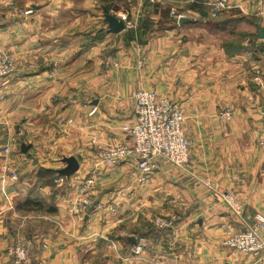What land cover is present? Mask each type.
Listing matches in <instances>:
<instances>
[{"label": "crops", "instance_id": "0c3cea01", "mask_svg": "<svg viewBox=\"0 0 264 264\" xmlns=\"http://www.w3.org/2000/svg\"><path fill=\"white\" fill-rule=\"evenodd\" d=\"M128 1V15L138 23L136 12L151 2L167 13L166 20H174L169 11L175 9L188 21L161 26L163 14L156 12L142 37L141 26L109 34L100 0H0V48L13 55L19 68L0 81V264H10L6 250L22 240L31 242V264H264V255L241 256L221 245L243 229L222 194L242 202L246 223L264 214V152L258 146L264 139V108L251 73L262 66L264 0H231L234 8L215 19L195 11L203 6L201 0ZM9 4L32 13L11 16ZM110 13L121 19L124 12ZM242 15L255 20V26L243 23L226 30L257 38L249 50L227 51L224 45L239 38L209 24ZM244 41L239 46L249 45ZM139 54L146 61L141 68ZM108 55L118 68L103 64ZM139 88L182 108L191 143L189 171L210 187L161 161L150 182L141 184L129 160L102 168L90 211L70 215L72 181L94 169L90 139L128 143L120 127L132 120V94ZM93 107L96 113L88 116ZM225 109L231 118L223 121L219 114ZM19 127L26 136L5 156L3 148L11 146ZM21 144L30 148L22 153ZM70 156L78 170L68 184L54 183L62 189L54 214L15 208L38 168L57 171ZM8 161L18 171L15 183L3 171ZM98 203L115 211H97ZM171 217L176 221L159 242L139 236L156 228L155 218ZM138 238L149 247L134 259L131 250Z\"/></svg>", "mask_w": 264, "mask_h": 264}, {"label": "built area", "instance_id": "2783aa9c", "mask_svg": "<svg viewBox=\"0 0 264 264\" xmlns=\"http://www.w3.org/2000/svg\"><path fill=\"white\" fill-rule=\"evenodd\" d=\"M153 0H149L151 2ZM155 1V0H154ZM152 3V2H151ZM204 7L208 10V15L215 19L217 15L234 8L231 0H206ZM11 14L28 16L32 10H20L16 6L9 4L7 7ZM144 6L136 12L135 18H142ZM125 30H136L137 19L131 18L127 12L121 14ZM169 16L176 22L185 18L184 14L175 9H170ZM246 39L244 45H248ZM139 68L146 64L145 58L139 54ZM262 66L253 67L252 82L256 85L264 108V51L261 54ZM106 67L118 68V61L112 56L103 59ZM17 66L13 55L7 50L0 49V81L13 76L17 71ZM54 76V72L50 73ZM132 120L124 123L120 131L126 136L128 143L102 142L98 138L92 137L89 141L90 154L93 158L94 169L90 175H80L76 177L70 187L73 197L68 199V212L72 216L87 214L92 207V196L96 181L101 176L102 168H115L126 161L132 160L137 173V181L141 184L150 182L151 177L159 168V161L169 165L175 170L186 174L189 171L191 143L185 133V115L182 108L170 99L160 97L154 90L143 88L137 89L132 94ZM71 104L73 101L71 100ZM75 103V102H74ZM97 108L89 110L88 116H93ZM219 117L226 121L231 118V111L223 110ZM26 130L19 127L15 130L11 138V146L3 148V154H11L12 146H19L20 141L25 138ZM259 148L264 152V139L258 142ZM3 171L9 180L15 183L19 179L18 171L11 162H6ZM195 181L204 187H210L209 183L202 181L197 176L191 174ZM58 185L68 184L67 179L59 177L54 181ZM222 201L226 204L230 214L239 220L243 229L230 233L222 240L221 245L233 253L246 257L260 258L264 255V214L256 213L253 219L246 223L243 218V204L239 199L229 192L221 195ZM97 211H115L112 205L104 206L97 204ZM45 220L50 221L49 217ZM176 221L175 217L155 218L153 224L157 229L170 228ZM29 240L17 241L6 250L10 264H30ZM113 247V244H112ZM149 244L145 238H138L137 243L131 250L134 259H139L143 252L148 249ZM258 260V259H257ZM253 261L251 264H256Z\"/></svg>", "mask_w": 264, "mask_h": 264}, {"label": "trees", "instance_id": "16d2710c", "mask_svg": "<svg viewBox=\"0 0 264 264\" xmlns=\"http://www.w3.org/2000/svg\"><path fill=\"white\" fill-rule=\"evenodd\" d=\"M200 1V0H199ZM101 5L105 7L109 12L116 13L118 10H122L123 12H129L130 2L128 0H100ZM202 4L206 2V0H201ZM204 6V5H203ZM201 5L195 7V11L198 12L201 16L206 17L207 16V10L205 7ZM150 9V12L148 13V10ZM162 13L163 14V20H160L158 23L161 24V26L164 25V23H178L175 20L168 19L166 20L167 13L163 10L158 8L156 4H146L144 6V14L138 23L137 26H141L140 36H144L146 32L149 31L148 26H152L153 20L151 19V16H153L152 13ZM234 12V11H233ZM161 16V14H160ZM245 25H251L255 26V20H253L251 17L248 16H241L238 18H226L223 21L215 20L212 21L209 26H215L217 29L221 30L222 32L232 35L233 37H238V43H231L225 44L224 48L225 50H234V51H243L249 50L253 47L254 39L257 38L256 34L253 33H236L233 30L227 31L226 26H238L241 24ZM235 30V28H233ZM106 31V30H105ZM138 37L139 38V31H138ZM129 39H133L134 35L133 33H127ZM248 40L249 45L247 47H241L239 46L243 40ZM261 49V48H260ZM261 52L264 51V49L260 50ZM60 176L57 174L56 171L53 170H46L43 168H38L36 172H34L31 185L30 187L24 192V194L21 195V199L19 202L16 203V207L18 210L21 211H36V212H44L46 214H54L56 212V207L54 205V202L56 200V197L62 195V189L56 187V184H54L55 180L58 179ZM44 189H48L47 194L43 192ZM167 229H156V228H148L146 229L143 235H140V237H146L148 240L149 238H152L154 242H159L162 235H165L167 232ZM31 264V263H30Z\"/></svg>", "mask_w": 264, "mask_h": 264}, {"label": "water", "instance_id": "95a60500", "mask_svg": "<svg viewBox=\"0 0 264 264\" xmlns=\"http://www.w3.org/2000/svg\"><path fill=\"white\" fill-rule=\"evenodd\" d=\"M102 12H103V21L106 24L107 27V33L109 34H119L125 30V26L123 21L118 19L116 16L111 14L105 7H102ZM188 20L183 19L180 20L179 23H185ZM258 34L260 38H263V33L262 30L259 28L258 29ZM30 148L29 145L21 144L20 145V151L22 153L26 152ZM62 162L65 164L63 168H60L57 170V174L60 177H64L68 179L72 174H74L78 170V162L77 160L73 157H64L62 159ZM132 241H134V238H132Z\"/></svg>", "mask_w": 264, "mask_h": 264}, {"label": "rangeland", "instance_id": "374dc122", "mask_svg": "<svg viewBox=\"0 0 264 264\" xmlns=\"http://www.w3.org/2000/svg\"><path fill=\"white\" fill-rule=\"evenodd\" d=\"M130 3H131V2H130ZM129 5L131 6V4H129ZM10 15H11V16H17V14H14V13H13V14L10 13ZM19 15H20V14H19ZM0 49H1V48H0ZM3 50H4V49H3ZM108 56H109V55H108ZM15 63H16V62H15ZM16 66H17V70H16V71H18L19 68H18L17 63H16Z\"/></svg>", "mask_w": 264, "mask_h": 264}]
</instances>
